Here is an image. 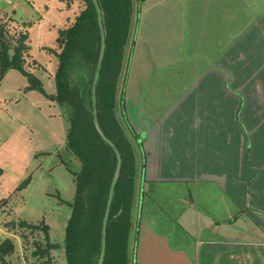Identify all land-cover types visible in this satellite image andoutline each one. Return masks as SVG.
I'll list each match as a JSON object with an SVG mask.
<instances>
[{
    "label": "rangeland",
    "instance_id": "374dc122",
    "mask_svg": "<svg viewBox=\"0 0 264 264\" xmlns=\"http://www.w3.org/2000/svg\"><path fill=\"white\" fill-rule=\"evenodd\" d=\"M132 1V31L119 95L124 91L127 100L159 116L181 105L182 111L190 108L193 113L210 109L214 115L219 113V119L220 110L230 112L235 106L229 97L236 94L245 100H241V111L264 103L260 81L243 85L245 80L235 70L237 61L245 57L240 51L237 55L238 45L244 42L237 39L249 26L246 12L257 14L264 9V0H188L187 22V0ZM83 6L67 0H0V26H10L12 48L18 44V31L28 32L24 67L39 79L45 92L30 89L28 78L16 70L0 79V245L6 239L15 245L7 264H67L65 231L76 192L75 174L81 171V164L66 148V117L71 116V109L59 106L51 97L56 94L60 32L75 22ZM243 12L248 22L238 29V15L243 17ZM187 27L186 54L196 61L183 56ZM204 58L229 72L211 69ZM186 95L191 97L184 103ZM136 110L127 108L140 139V112ZM117 112L128 137L136 144L119 108ZM214 127L218 128L215 123ZM136 168L138 171L139 163ZM44 226L49 227L50 242L60 249L42 258L35 253L37 245L42 249L47 246L46 233L41 229ZM130 256L135 264L133 249Z\"/></svg>",
    "mask_w": 264,
    "mask_h": 264
},
{
    "label": "crops",
    "instance_id": "0c3cea01",
    "mask_svg": "<svg viewBox=\"0 0 264 264\" xmlns=\"http://www.w3.org/2000/svg\"><path fill=\"white\" fill-rule=\"evenodd\" d=\"M244 13L238 29L250 22L237 39L244 40L237 52L245 57L236 75L243 85L264 86V9L247 10V21ZM211 69L229 72L214 61ZM229 98L235 106L220 110L223 121L218 112L181 105L159 116L125 98L129 123L127 108H136L142 127L134 144L140 202L129 249L135 264H264V103L241 111L243 97Z\"/></svg>",
    "mask_w": 264,
    "mask_h": 264
},
{
    "label": "trees",
    "instance_id": "16d2710c",
    "mask_svg": "<svg viewBox=\"0 0 264 264\" xmlns=\"http://www.w3.org/2000/svg\"><path fill=\"white\" fill-rule=\"evenodd\" d=\"M67 1L81 2L84 6L75 22L60 32L56 94L51 97L59 106L71 109V116L66 117L69 126L66 148L81 164V171L75 174L76 192L65 231L66 261L67 264H99L104 254L103 264H132L129 247L134 211L140 202L136 183L137 155L117 111L119 108L130 136L138 140L127 118L125 92L119 95L134 5L132 0ZM101 27L105 50L99 68L103 45ZM10 33V26H0V79L10 70H16L28 78L30 89L45 93L39 79L24 67L29 51L28 32L18 31V44L13 48L9 43ZM96 119L113 146L100 135ZM118 155L121 168L114 184ZM30 228L35 230V227ZM41 229L46 233L47 246L42 249L37 245L35 256L43 258L60 246L50 242L48 226ZM14 253V243L6 239L0 245V262L7 264L6 259Z\"/></svg>",
    "mask_w": 264,
    "mask_h": 264
},
{
    "label": "water",
    "instance_id": "95a60500",
    "mask_svg": "<svg viewBox=\"0 0 264 264\" xmlns=\"http://www.w3.org/2000/svg\"><path fill=\"white\" fill-rule=\"evenodd\" d=\"M143 2L145 0H142ZM97 9L99 11V8H98V5H97ZM99 14H100V11H99ZM188 14H189V6H188V0H187V14H186V17H185V20L187 22L188 20ZM99 21H100V25L102 26L101 24V16H99ZM102 29V27H101ZM102 37H103V45H102V52H101V56H100V60H99V68L102 64V60H103V56H104V50H105V40H104V34H103V29H102ZM185 37H186V45H185V48L183 49V56L185 58H187L188 60H192V61H196L198 59H192V58H189L188 55L186 54V51L189 47V40H188V27H187V30H186V34H185ZM205 60H207V62H209L211 65H212V62L209 60V59H206L204 58ZM97 80H98V74L96 76V80H95V85L97 83ZM94 97H93V100H94V105H96V97H95V86H94ZM96 127L100 133V135L103 137V139L108 142L110 145H112L105 137L104 133L102 132V130L100 129V126L98 124V121L96 119ZM113 146V145H112ZM118 159H119V164H118V169H117V172H116V175H115V180H114V184L118 178V175H119V172H120V168H121V161H120V157L118 155ZM108 216H109V211L107 212V215H106V219H105V226H104V231H103V245L105 246L106 244V232H107V220H108ZM103 260H104V254L102 255L101 257V260H100V263L99 264H103Z\"/></svg>",
    "mask_w": 264,
    "mask_h": 264
}]
</instances>
